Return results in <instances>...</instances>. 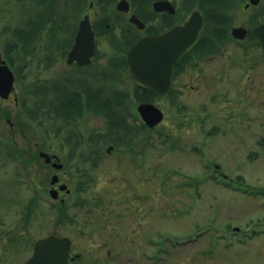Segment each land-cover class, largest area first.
Masks as SVG:
<instances>
[{"label":"rangeland","instance_id":"obj_1","mask_svg":"<svg viewBox=\"0 0 264 264\" xmlns=\"http://www.w3.org/2000/svg\"><path fill=\"white\" fill-rule=\"evenodd\" d=\"M28 8V2L0 0L2 52L13 38L7 28L22 26L30 17ZM38 52L50 55L54 62L19 57L24 68L16 90L10 100L0 99V109L24 112L23 119L31 125L29 133L24 132L29 141L23 140L17 116L13 128L0 118V141H9L7 146L16 142L27 150L28 145L40 143L48 153L59 156L67 173L60 175L62 183L70 188L61 197L75 223L57 224L59 208L49 195L52 174L48 183L44 181L50 169H43L40 162L25 169L23 159H11L9 150L0 146V264H25L35 242L52 234L72 237L75 253L81 255L76 264H92L94 254L108 261L119 254L110 264H264V73L258 78L254 75L241 90L230 83L212 88L206 78L201 94L196 92L198 88H185L180 110L175 104L158 103L165 112L164 121L153 131L133 130L131 135L138 142L133 147L123 137L111 141L125 131L113 124L116 116L104 113L90 118L86 113V127L81 131H98L103 137L92 142L97 145L95 151L86 147L73 151L67 144L73 138L67 136L69 125L63 117L51 112L52 122L47 124L55 125L56 134L52 127L46 133L22 106L26 83L52 84L68 74L66 58L60 52L52 53V47ZM32 101L28 105L34 106ZM137 103L127 105L134 114L127 120L130 127L137 124L133 121ZM115 107L119 109L117 104ZM111 146L114 149L108 153ZM30 154L26 156L31 158ZM215 164L221 167L218 171ZM81 169L88 170V180L81 181L86 186L70 178ZM102 208L104 224L98 220L92 224L90 220L97 219V210ZM105 223H109L105 229L117 225L122 238L136 230L143 244L125 238L118 250L110 245L101 248L100 241L107 236L102 228ZM237 229L240 231L234 232ZM186 239L192 243L178 245ZM107 251H111V259Z\"/></svg>","mask_w":264,"mask_h":264},{"label":"flooded vegetation","instance_id":"obj_2","mask_svg":"<svg viewBox=\"0 0 264 264\" xmlns=\"http://www.w3.org/2000/svg\"><path fill=\"white\" fill-rule=\"evenodd\" d=\"M66 15L67 31L65 30V35L61 37L64 36V40H67L69 45L59 47L58 43L62 44L58 41L60 38L52 35V53L60 52L66 58L68 70V74L62 80L52 82V113L59 115L63 112L57 106L62 94L71 99L69 107L71 116H66L64 123L69 125V127L67 125V136L70 135V138H73V143L67 144L74 148L73 151L84 147H86L85 150L87 148L91 149L90 151L97 150V145L92 142L103 135L100 136V132L88 129L81 131V127H86V119L84 121L86 113L90 118L104 115V109L100 108V103L105 99L106 94H109L108 98L118 100V103L122 101L129 104L145 99L149 103L175 104L176 109L180 110L185 88H193V90L198 88L196 92L201 94V86L204 87L206 78L212 88L225 87L230 83L241 90V86L251 80L254 75L258 78L261 76L260 73H264V46L258 38V33L264 34V0H70ZM83 21L89 22L94 31V53L89 63L82 64L78 60L69 63L68 59ZM194 28L197 29L195 40L177 56L171 66L167 90L157 92L141 85L132 74L129 64L132 48L144 39L150 42L163 39L162 44L167 54L170 51L176 54L186 42L184 32L190 31L189 34L193 35ZM154 44L148 45L147 56L159 61L160 57L154 56L157 53L154 50L156 46ZM167 60L169 58L165 59ZM150 66L156 67V70H167L168 67L163 63ZM233 73H237V77L233 76ZM155 77L163 76L156 74ZM165 78L166 76L162 81L165 82ZM58 87H62L63 90H58ZM111 87L115 89L110 93L107 90ZM0 99L3 100L1 97ZM15 101L18 104V97H15ZM22 106L26 108L23 101ZM118 108L119 113L124 114L125 118L134 117L131 108L127 106L124 109ZM7 111L0 109L1 119H3V113ZM13 113L10 115L17 116L18 122L22 123L24 112L16 111L15 115H12ZM5 121L12 128L14 127V123L9 119ZM52 132L56 134L53 124ZM28 148L39 157L41 153H48L45 146L40 143H35L34 146L28 145ZM50 156L52 161L47 165L52 167V178L55 175L60 177L62 173L65 177L67 173L64 171L65 166L61 164L63 161L55 153ZM42 159L47 163L46 158L42 157ZM87 174V169H81L70 178L84 181L88 180L85 178ZM61 184L60 177L59 182L53 187L57 189ZM61 195L62 192H60V200L63 199ZM97 212V219L90 222L93 224L95 220H98V224L101 225V222L104 224L106 219L104 209H98ZM146 213L147 209H145V215ZM138 223L142 224L141 220L139 222L138 219ZM105 224L107 225H102L104 229L109 227V223ZM107 229H105L107 236L105 235L106 237L100 241L101 248L110 245L118 250V245L126 242L125 238L138 245L143 244L142 235H137L136 230L122 238V231L119 227L117 228V225ZM148 238L149 236H146V239ZM70 239L72 250L68 264H76L81 255L75 253L74 240L72 237ZM150 239L148 242L152 243ZM107 254V258L111 259V251H107ZM119 257L120 255L117 254L112 261H108L104 260L103 256L94 254L90 263L110 264Z\"/></svg>","mask_w":264,"mask_h":264},{"label":"trees","instance_id":"obj_3","mask_svg":"<svg viewBox=\"0 0 264 264\" xmlns=\"http://www.w3.org/2000/svg\"><path fill=\"white\" fill-rule=\"evenodd\" d=\"M68 1L69 0H21L22 4H25V2L31 4V8L26 9L27 13L30 12V17L23 21L22 26L7 28V31L12 33L13 36V38L8 42L7 59L11 67L17 72L18 79L20 78V74L22 73V68H24V66H21L23 62L18 61L19 57L31 56L33 57V59H40V63L42 62V60H51L52 58L50 55H41V53L38 52V49L46 48L47 50V48H51L52 35L55 38L56 36L59 37L60 35V39L58 41L62 44L58 43L59 47L63 48L67 44L69 45L68 41L64 40V36L61 37V35H65L66 30V8L68 5ZM45 41L46 44L44 45L43 42ZM24 63L28 64L29 62ZM58 90H63V88L58 87ZM39 96H42V98H40ZM62 96L63 94L60 96V103H58L57 106L63 111L59 114V117H63L64 119H66V116H71V113H69L71 99L66 98L65 95L63 97ZM33 97L34 99H30ZM28 101L34 102V106L28 105ZM118 102V100H113L111 98L105 97L102 103H100V108L103 107L102 109H104L105 114L109 116H116L112 118H116V124H113L115 125V127L121 128V130H125L124 132L121 131V133H118V137H114L115 139H112L111 141L115 142L121 140V138L123 137V141L127 143L129 147H133L138 142L136 141V135L134 134V136H132L131 132H134L133 130L139 132L140 127L137 124H134L133 127L129 126L124 114H122L121 112L119 113V110L117 109V107H115V104H117ZM23 104L27 108L26 114L28 115V117L30 116L36 124H38L43 128L44 131H46V133H50L48 129L52 127V124L50 126L47 123L50 121L52 122V84H43L39 80L32 85L26 83V97L25 100H23ZM35 106L37 107L34 110ZM117 106H119L121 109L126 108V104L122 101L121 103H118ZM3 114L4 115L2 118L12 120L10 115L11 111H7V113ZM18 124L21 128H23V130H25V132L28 131L27 129H31V125L25 120L23 121V123ZM8 150L10 152V158L13 160L16 159V157H14V153H11L9 147ZM19 153L20 158L25 161L24 166L26 169L27 167H29V165L33 166L35 161L41 160L38 155L28 158L27 154L29 153V151H22V153ZM44 166L46 165L44 164ZM48 179L49 178H46L44 181L48 183ZM238 179L241 182H244V179L242 177H239ZM80 184L81 186H86L85 182L80 181ZM27 208L28 212L25 214V219L28 220L30 218V215L32 214V204ZM65 208L66 207L64 206L60 208L61 211L65 213L64 216L67 214Z\"/></svg>","mask_w":264,"mask_h":264},{"label":"water","instance_id":"obj_4","mask_svg":"<svg viewBox=\"0 0 264 264\" xmlns=\"http://www.w3.org/2000/svg\"><path fill=\"white\" fill-rule=\"evenodd\" d=\"M193 35L189 34L190 31H185L184 39L185 43L179 48V50L174 53L172 51L167 54L164 50V44H162L163 39H157L155 42H150L147 39H144L138 43L135 47L132 48L129 56V64L131 66L132 74L137 78L138 81L143 84L153 88L159 92H165L169 86V78L171 75V66L187 47L192 44L195 40L197 34V29L194 28ZM260 31H263L260 29ZM258 38L264 46V34L261 35L258 33ZM155 43L154 56L160 57L159 61L154 58H148L147 56V47L149 44ZM95 41L94 33L92 31L91 25L83 21L81 23L79 32L76 37V43L74 48L69 56L68 62L72 63L75 60H78L83 63L90 62V57L94 53ZM166 58L169 60L165 61ZM85 61H81V60ZM165 64L168 65L167 70H156V67L150 66L154 64ZM160 74L156 78L155 75ZM165 78V82L162 81ZM15 75L11 69L5 65V62L2 61V56L0 53V95L7 99L11 92L14 89ZM139 111L143 119L151 127H155L163 120V113L160 109L152 104H143L139 107ZM111 149L109 150V152ZM42 156L47 157V162H50V157L47 154H42ZM58 180L57 177H54L53 183ZM62 190L66 189V186L61 187ZM54 194V193H53ZM71 241L68 238H59L55 236H49L43 239H40L36 242L33 255L28 260L27 264H67V261L70 256Z\"/></svg>","mask_w":264,"mask_h":264}]
</instances>
